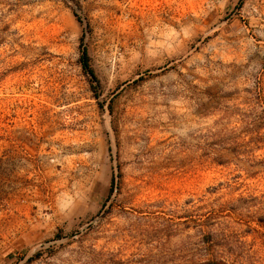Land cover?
Here are the masks:
<instances>
[{
	"label": "rangeland",
	"instance_id": "1",
	"mask_svg": "<svg viewBox=\"0 0 264 264\" xmlns=\"http://www.w3.org/2000/svg\"><path fill=\"white\" fill-rule=\"evenodd\" d=\"M222 261L264 264V0H0V264Z\"/></svg>",
	"mask_w": 264,
	"mask_h": 264
},
{
	"label": "trees",
	"instance_id": "2",
	"mask_svg": "<svg viewBox=\"0 0 264 264\" xmlns=\"http://www.w3.org/2000/svg\"><path fill=\"white\" fill-rule=\"evenodd\" d=\"M82 60H81V62H82V65H83V69H84V71L87 73V75L90 77V78H92V79H96V76H95V73H94V71L90 68V65H89V60H88V56H87V54L85 53V52H83V55H82V58H81ZM96 81V80H95ZM113 186H114V179H113V181H112V188H113ZM218 264H228V263H226V262H221V263H218Z\"/></svg>",
	"mask_w": 264,
	"mask_h": 264
}]
</instances>
